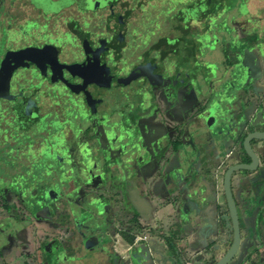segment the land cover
<instances>
[{
    "label": "flooded vegetation",
    "instance_id": "1",
    "mask_svg": "<svg viewBox=\"0 0 264 264\" xmlns=\"http://www.w3.org/2000/svg\"><path fill=\"white\" fill-rule=\"evenodd\" d=\"M91 1L0 0V264H217L236 165L264 264V0Z\"/></svg>",
    "mask_w": 264,
    "mask_h": 264
},
{
    "label": "rangeland",
    "instance_id": "2",
    "mask_svg": "<svg viewBox=\"0 0 264 264\" xmlns=\"http://www.w3.org/2000/svg\"><path fill=\"white\" fill-rule=\"evenodd\" d=\"M150 1L148 3V7L145 9H143L144 12V18L143 21L140 23L141 31H145V33L147 34H153L152 32L149 33L148 31L150 30H155L154 28V22L155 19L158 16V21L159 22H166V18L169 17V15L173 14V12H177L178 8H179V4L183 3L185 4L186 1L185 0H168L169 3H167V0H148ZM89 2V3H88ZM75 3L79 4V8L82 9H86V8H95L94 3L91 0H65L64 4L67 7H70L72 5H74ZM103 5L100 7H104L105 4L102 3ZM89 5V7H88ZM168 6V7H167ZM203 8V7H202ZM180 10V9H179ZM198 8L195 7V9H183V14L184 15H190L192 13V11H194L193 13H197ZM164 24H162L163 26ZM58 159H60L58 157Z\"/></svg>",
    "mask_w": 264,
    "mask_h": 264
},
{
    "label": "water",
    "instance_id": "3",
    "mask_svg": "<svg viewBox=\"0 0 264 264\" xmlns=\"http://www.w3.org/2000/svg\"><path fill=\"white\" fill-rule=\"evenodd\" d=\"M212 125V124H211ZM210 128H212V126H210ZM254 138H256L257 140H264V135L262 134H257L254 136ZM246 146L248 147V144H246ZM254 161H256V159L254 158ZM256 167L250 165V166H246V165H236V166H232L230 167L225 175V190H226V194H227V198L229 201V205H230V209H231V215L234 221V225L236 228V243L234 245V247L231 249V251L229 253H227V255L222 258L219 262H217V264H227L234 256L235 254V248L237 247V244L239 242V234H238V219H237V210L235 207V203L233 200V196L231 193V177L233 175V173L237 172V171H243V170H255Z\"/></svg>",
    "mask_w": 264,
    "mask_h": 264
}]
</instances>
